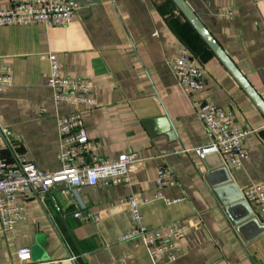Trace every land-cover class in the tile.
I'll return each mask as SVG.
<instances>
[{
	"label": "crops",
	"instance_id": "crops-1",
	"mask_svg": "<svg viewBox=\"0 0 264 264\" xmlns=\"http://www.w3.org/2000/svg\"><path fill=\"white\" fill-rule=\"evenodd\" d=\"M77 1L80 8L65 26H0V64L13 73L12 86L0 92V152L10 164L24 157L43 170L59 168L56 120L70 109L56 105L46 85L49 63L40 55L51 52L62 75L91 81L94 105L84 108L83 120L98 143L94 154L135 153L131 181L56 183L43 197L19 193L26 218L13 229L0 227V264H21L22 247L31 251L27 264H264L262 228L251 220L230 223L217 200L264 180L262 112L171 0ZM185 1L264 101V0ZM7 2L0 0V8ZM181 44L197 59L202 90L181 86L167 64ZM195 102L231 109L234 125L254 130L240 169L217 153L196 152L212 136ZM160 167L175 176L173 186L161 188L171 203L154 199ZM223 168L233 187L215 192L226 178ZM131 194L150 199L140 207L148 227L184 228L176 260H155L142 243L118 241L135 223L125 203ZM226 205L235 220L246 214L241 204Z\"/></svg>",
	"mask_w": 264,
	"mask_h": 264
},
{
	"label": "built area",
	"instance_id": "built-area-1",
	"mask_svg": "<svg viewBox=\"0 0 264 264\" xmlns=\"http://www.w3.org/2000/svg\"><path fill=\"white\" fill-rule=\"evenodd\" d=\"M79 8L80 3L77 0H8L7 5L0 8V26H65L72 21ZM218 15L233 18V13L228 10H220ZM40 57L47 59L49 63L46 85L52 91L54 103L70 109L56 120L60 138L56 158L60 166L52 171L43 170L24 157L17 163L10 164L0 152V227L3 230L13 229L26 218V206L18 200L19 193L43 197L56 183H64L72 188L95 185L98 182L105 186L128 184L131 181L128 165L137 158L135 153L121 154L115 158H102L94 154L98 143L90 139L83 120L84 108L94 105L91 81L87 78L62 75L59 60L54 53H44ZM167 64L181 86L193 90L204 88L197 59L186 45H179L175 55L167 60ZM12 84L11 67L0 64V92L10 88ZM195 105L198 119L212 136L211 142L197 148L196 152L217 153L233 170L240 169L248 157L244 142L254 130L234 125L231 109L209 102H195ZM154 182L157 187L154 199L171 203L172 200L164 197L161 188L175 184L172 171L168 167L158 168ZM241 195L253 214L264 224V180L243 188ZM149 200L139 194H131L125 198L135 223L118 237V241L140 242L147 248L151 258L174 261L184 228L178 225H145L140 207ZM78 215L79 213H74V216ZM18 258L21 264L29 263L30 248L18 249Z\"/></svg>",
	"mask_w": 264,
	"mask_h": 264
},
{
	"label": "water",
	"instance_id": "water-1",
	"mask_svg": "<svg viewBox=\"0 0 264 264\" xmlns=\"http://www.w3.org/2000/svg\"><path fill=\"white\" fill-rule=\"evenodd\" d=\"M171 1L174 3L176 8L179 10V12L186 18V20L190 23L193 29L199 34V36L203 39V41L207 44V46L218 57V59L222 62V64L231 73V75L235 78L238 84L242 87V89L247 93V95L252 99V101L255 103V105L264 115L263 99L255 91V89L248 82L245 76L240 72V70L236 67L233 61L224 52L222 47L218 44V42L215 40L212 34L208 31V29L204 26V24L201 22L198 16L194 13V11L190 8V6L186 3V1L185 0H171ZM222 170L224 171L226 178L223 181H221L218 185L215 186L217 187V190H215V192L218 190L227 189L228 187H233L232 185L233 183L231 181L230 175L228 174L227 170L225 168H223ZM235 191H236V194L232 196L231 198H229L227 201L217 199L219 205L223 207L222 209L224 213L226 214V217L230 220V223L235 225L239 222H242L243 220H251V221H255L256 223H258V225L264 231V224L260 223L258 218L255 215H253L251 208L242 199L241 192L237 190ZM235 202L243 205L246 209V214L238 220H235L230 216V213L228 211V205H226V204H231L230 207H233L234 205L237 204ZM62 221L72 241L76 243L66 221L63 218H62Z\"/></svg>",
	"mask_w": 264,
	"mask_h": 264
},
{
	"label": "trees",
	"instance_id": "trees-1",
	"mask_svg": "<svg viewBox=\"0 0 264 264\" xmlns=\"http://www.w3.org/2000/svg\"><path fill=\"white\" fill-rule=\"evenodd\" d=\"M168 1H170V0H168Z\"/></svg>",
	"mask_w": 264,
	"mask_h": 264
}]
</instances>
